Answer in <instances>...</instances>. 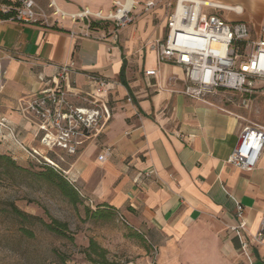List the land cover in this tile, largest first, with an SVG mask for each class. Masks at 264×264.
I'll return each instance as SVG.
<instances>
[{"label":"crops","instance_id":"obj_1","mask_svg":"<svg viewBox=\"0 0 264 264\" xmlns=\"http://www.w3.org/2000/svg\"><path fill=\"white\" fill-rule=\"evenodd\" d=\"M115 1L57 0L69 13L108 12ZM170 1L177 0H156L146 12V0H137L136 22L119 29L0 19V123L13 127L18 140L0 126V151L25 164V147L65 165L89 198L113 207L145 237L158 264H264V153L251 172L228 163L241 130L264 124V118L250 119L264 116V92L245 96V106L241 96H210L208 103L188 97L182 67L160 63L151 45L168 35ZM212 1L241 6L243 15L226 18L239 17L257 36L264 0ZM68 64L81 90H89L91 74L113 87L108 129L74 158L44 147L37 124L21 112ZM150 70L156 74L147 75ZM106 147L111 155L101 162ZM211 219L225 232L207 226ZM242 223L246 232L233 230ZM247 237L248 255L242 249Z\"/></svg>","mask_w":264,"mask_h":264},{"label":"built area","instance_id":"obj_2","mask_svg":"<svg viewBox=\"0 0 264 264\" xmlns=\"http://www.w3.org/2000/svg\"><path fill=\"white\" fill-rule=\"evenodd\" d=\"M1 1L0 12L10 11L12 7ZM11 1L17 4L15 16L11 20L25 23L48 22L37 0ZM47 1L49 8L54 10V15L59 16L62 21L68 20L90 27L88 22L92 20H106L117 29L126 27L133 21L131 12L135 6L129 10L123 7L129 0H118L116 9L111 13L94 12L89 8L68 13L59 11L55 0ZM156 6V0H146L147 9ZM206 8L215 13L207 15L204 12ZM221 11L236 16L244 14L239 5L229 6L212 0H177L167 22L166 39L153 42L152 49L156 51L160 63L182 67L187 82L185 94L191 99L208 103L210 96L226 94L229 101L241 96L245 106V96L251 97L258 91L264 92V18L260 23L259 33L253 36L245 21H229L216 13ZM40 17L44 18L43 21ZM73 72L74 64L61 66L58 75L21 108L23 115L32 118L37 124L41 144L49 149H58L71 158L77 157L88 144L97 140L108 129L112 120L110 96L113 90L107 77L91 74L88 76L90 88L83 91L71 81ZM146 74L154 76L156 71L150 70ZM0 126L7 129L18 142L13 127L6 122L0 123ZM23 149L28 159L54 167L85 198L78 180L70 170L63 169L36 150ZM263 153L264 124H250L241 130L239 143L228 158V163L251 172L258 166ZM110 155L111 148L106 147L98 159L102 162ZM89 202L93 203V200L89 198ZM243 210V206L237 207L240 219L244 215ZM233 230L247 231L244 223ZM261 235L260 233L259 236ZM248 237L242 241V249L246 255L251 251Z\"/></svg>","mask_w":264,"mask_h":264},{"label":"rangeland","instance_id":"obj_3","mask_svg":"<svg viewBox=\"0 0 264 264\" xmlns=\"http://www.w3.org/2000/svg\"><path fill=\"white\" fill-rule=\"evenodd\" d=\"M116 1L111 11L116 9ZM168 5L175 9L172 1ZM41 6L45 20L51 24L69 22L54 15L47 0H42ZM144 6L146 12L151 10L147 9L146 2ZM136 7L131 12V23L137 19ZM103 12L107 13L106 10ZM204 12L207 15L215 13L209 8ZM216 13L226 18L229 12ZM238 19L228 20L234 22ZM88 24H96L98 30L110 25L117 29L106 20H92ZM243 113L247 112L243 110ZM263 118L250 116L253 120ZM3 155L5 153L0 151V156ZM44 171L42 165L30 159L15 166L0 159V264H107V261L110 264H158L156 249L138 230L130 227L120 213L106 210L110 215L108 218L97 217V212L105 207L100 208L98 202L90 203L89 197L84 193V198L79 192L73 203L56 186L35 177V173ZM207 226L214 227L217 233L225 232L217 219L208 220ZM91 241L107 251L105 259L88 251Z\"/></svg>","mask_w":264,"mask_h":264},{"label":"trees","instance_id":"obj_4","mask_svg":"<svg viewBox=\"0 0 264 264\" xmlns=\"http://www.w3.org/2000/svg\"><path fill=\"white\" fill-rule=\"evenodd\" d=\"M1 3L6 4L8 6H11V10L4 13V12H0V19H10L12 17L15 16V7L17 4L13 3L11 0H2ZM96 25V24H94ZM94 25H91L90 28L91 29H96ZM1 160H5L8 163L12 164L13 166L16 165V161L9 155L5 154L3 156H0ZM41 165V164H40ZM42 167L46 169V171L44 172H38L35 173V177L39 180V181H43L46 182L48 184H51L53 186H56L65 197H67L70 201H72L73 203H75L78 199V191L75 189V187L69 182L67 181L64 176L59 173L54 167L46 165V164H42ZM18 169H21L20 167H17ZM99 207L103 208L105 207V209L103 210H99L96 214L97 217L99 218H108L110 215H108V212L106 210H111V211H116L113 207H110L106 204H102L99 205ZM18 211V210H17ZM20 213V212H18ZM142 239H144L143 237H140ZM88 251H92L95 254H98L100 257H102L103 259H105V254H106V250L100 248L98 246L97 243H95L94 241H91L90 247L88 249ZM107 264H110L109 261H107Z\"/></svg>","mask_w":264,"mask_h":264},{"label":"bare ground","instance_id":"obj_5","mask_svg":"<svg viewBox=\"0 0 264 264\" xmlns=\"http://www.w3.org/2000/svg\"><path fill=\"white\" fill-rule=\"evenodd\" d=\"M136 1V0H135ZM135 1H133V0H129L128 1V3L127 4H123V7L125 8V10H129V8H131L132 6H136V2ZM116 3H118V1H116ZM115 3V4H116ZM55 5H56V7L58 8V10L59 11H63V9H60L59 7H58V5H57V1L55 0ZM99 11H101V10H99ZM102 13H104L103 11H101ZM107 13H111V11H108ZM182 38V37H181ZM180 41H181V39H180ZM179 41V42H180Z\"/></svg>","mask_w":264,"mask_h":264}]
</instances>
